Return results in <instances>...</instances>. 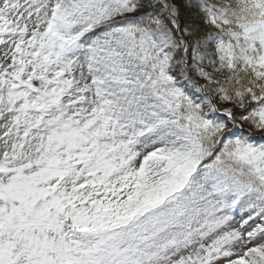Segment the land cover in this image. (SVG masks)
Listing matches in <instances>:
<instances>
[{
	"label": "snow or ice",
	"instance_id": "snow-or-ice-1",
	"mask_svg": "<svg viewBox=\"0 0 264 264\" xmlns=\"http://www.w3.org/2000/svg\"><path fill=\"white\" fill-rule=\"evenodd\" d=\"M0 264H264V0H0Z\"/></svg>",
	"mask_w": 264,
	"mask_h": 264
},
{
	"label": "rangeland",
	"instance_id": "rangeland-1",
	"mask_svg": "<svg viewBox=\"0 0 264 264\" xmlns=\"http://www.w3.org/2000/svg\"><path fill=\"white\" fill-rule=\"evenodd\" d=\"M182 11H183V9H182ZM245 127L247 128V126H245ZM256 135H257V136H259V135H260V133H257Z\"/></svg>",
	"mask_w": 264,
	"mask_h": 264
}]
</instances>
